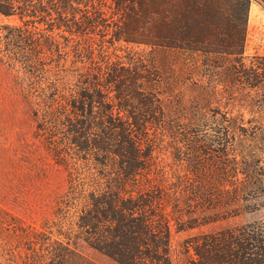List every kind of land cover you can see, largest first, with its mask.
Instances as JSON below:
<instances>
[{
	"label": "trees",
	"instance_id": "obj_1",
	"mask_svg": "<svg viewBox=\"0 0 264 264\" xmlns=\"http://www.w3.org/2000/svg\"><path fill=\"white\" fill-rule=\"evenodd\" d=\"M100 1L0 0V14L21 22L0 25L1 82L22 91L41 88L36 97L24 94L21 109L42 117L44 130L53 137L63 136L66 121L72 128L51 148L55 158L61 157L51 177L56 181L52 202L57 209L65 201L71 204L73 215L56 221L55 233H45L40 246L46 253L32 264H264V219L252 223L246 218L264 209V146L238 151L247 140L264 141V124L232 120L215 130L226 144L214 151L207 200L211 213L200 223L188 199L194 190L187 191L179 211L174 206L180 217H169L158 203L163 194L145 196L135 182L149 166L142 146L147 130L161 124L166 107L176 110H169L176 116L181 106L180 69L170 54L239 57L240 66L225 68L230 76L237 75L243 68L244 30L231 31L214 7L216 0H111L110 12ZM30 23L46 28L32 29ZM108 42L148 48L145 68L132 57L125 61ZM259 64L264 70V60ZM257 90L263 98L264 88H247ZM213 95L200 90L191 98L196 117ZM243 101L258 102L247 94ZM65 146L83 155L82 167L69 166L60 155ZM229 146L236 151L230 157ZM220 151L223 157L228 153L227 162ZM28 163L31 170L33 163ZM12 185V191L17 189V180ZM3 187L0 175V203L19 211L17 201L6 200ZM200 225L219 227L187 234L174 253V234ZM33 229L35 236L44 234Z\"/></svg>",
	"mask_w": 264,
	"mask_h": 264
},
{
	"label": "rangeland",
	"instance_id": "obj_2",
	"mask_svg": "<svg viewBox=\"0 0 264 264\" xmlns=\"http://www.w3.org/2000/svg\"><path fill=\"white\" fill-rule=\"evenodd\" d=\"M100 2L105 5L104 11L110 12L111 0ZM135 6L137 7V4ZM214 7L222 19L227 20L231 31L241 28L244 30V46L240 58L242 73L230 76L225 69L228 65L240 66L239 57L206 56L190 51L180 52L175 56L170 54L168 58L178 62L180 69V87L177 90L180 91L182 98L181 106L176 116H172L170 112L176 110L166 107L163 111L164 116L160 117L161 124L147 130L144 139L146 142L142 146L143 154L149 159V166L135 180L142 185L140 189L147 192L145 196L150 192L159 197L163 194L158 203L161 205L162 214L169 217H180V212L174 211V206L176 205V210L179 211L187 191L194 190L195 194L189 195L188 199L191 198L189 202L192 215L199 223L204 215L210 216L211 213L207 200L209 193L212 192L211 176L216 155L214 151L216 147L226 144L223 135L216 134L215 130L224 129L232 120H243L246 124H264V96L263 98L259 96L262 94L260 90L247 92V88H264V70L259 64L264 60V0H216ZM3 24L21 25V22L17 17L6 18L0 14V25ZM29 25L32 29L46 28L42 23ZM59 42L61 46L66 44L62 38ZM107 45L111 51L116 49L117 54L123 56L125 61L132 57L145 68L149 59L148 48L126 45L124 42L114 45L108 42ZM70 65L68 62L67 66ZM141 70L144 72V69ZM1 83L0 79V175L4 186L2 191L8 193L6 197L8 202L17 201L21 209L14 210L0 203V264H32L37 256L46 253L40 246L43 238L48 236L45 233L50 230L55 233L56 227L53 224L64 215L68 217L73 215L71 204H65V201L64 205L57 209L52 202L56 181L54 182V177H51L56 162L61 159L54 157L51 148L54 147L55 141L68 137V130L72 128L71 123L66 121L65 126L67 124L69 126L68 129L66 127L67 130L62 131L63 136L53 137V134L44 130L46 124L42 117L40 119L26 114L21 109L24 94L31 92L36 97L41 88H23L22 91V88H13L11 84ZM200 90L211 91L214 95L211 103L199 112L201 115L198 118L196 117L198 114H194L191 98H195L196 92ZM231 91L233 99L229 96ZM246 94L258 102L254 105L244 102ZM132 103L135 107L138 106L136 100ZM131 129L136 138L135 128ZM262 146L264 141L261 139L247 140L243 144L244 149L238 151L248 152ZM72 148L62 147L60 155L69 161V166L82 167L86 160ZM227 150L229 157L231 153L236 152H231L230 146ZM219 155L221 156L222 152ZM221 157L222 161L227 162L228 153L226 157ZM28 162L33 163L31 170H29L31 164ZM100 168L104 169L101 165ZM60 172L62 173L61 170ZM68 172L71 173L72 170ZM16 180L17 189L12 191V183ZM131 185L129 186L132 188L137 186ZM14 192H17V197L13 195ZM24 206L26 210L31 207V211H25ZM246 218L252 223L263 220L264 209ZM43 224L51 227L44 229ZM217 227L219 226L200 225L189 232L174 234L173 252L180 251V245L187 234L198 236ZM33 228L44 234L35 236Z\"/></svg>",
	"mask_w": 264,
	"mask_h": 264
}]
</instances>
